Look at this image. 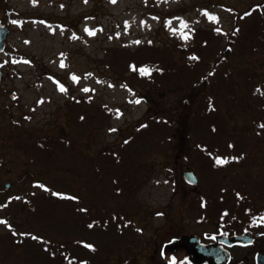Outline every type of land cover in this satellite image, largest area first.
Segmentation results:
<instances>
[{"label":"rangeland","instance_id":"rangeland-1","mask_svg":"<svg viewBox=\"0 0 264 264\" xmlns=\"http://www.w3.org/2000/svg\"><path fill=\"white\" fill-rule=\"evenodd\" d=\"M201 1L161 24L163 4L148 9L150 0H0L11 28L0 53V264H193L165 245L188 234L211 243L226 231L255 237L230 248V264H255L264 252L260 16L244 22L228 56L236 71L199 97L186 138L180 90L139 95L114 74L143 55L129 52L145 39L151 57L180 63L175 44L200 28L199 42L215 52L235 18L220 3L249 0ZM182 58L180 73L199 76L204 64ZM32 191L34 207L22 201Z\"/></svg>","mask_w":264,"mask_h":264},{"label":"trees","instance_id":"trees-1","mask_svg":"<svg viewBox=\"0 0 264 264\" xmlns=\"http://www.w3.org/2000/svg\"><path fill=\"white\" fill-rule=\"evenodd\" d=\"M175 2L173 6L167 3V0H150L148 9H156L161 2L163 4V14L165 15L164 20L161 21V24L167 23V20H171L173 16L179 15V12L183 8H192L196 7L198 9L201 8L202 4L201 0H169ZM223 7L229 10L231 14L235 13V18L232 21V26L229 32L225 34L224 43L216 46V51L211 55L207 54L204 46L199 42V31L200 28L192 30L188 39H184L181 42L175 44L174 52L178 53L181 58V62L178 63L174 60L172 56L169 58H160L159 57H151L148 53L147 48L153 47L150 39H145L143 42L137 47L134 52H129V56H134L138 53H143L140 58L132 57L127 63H123V68H115L116 71L114 74L116 75V80L126 85L127 88H132L134 91H137V94L142 95L143 90H157V91H176L180 90L182 92V96L180 98V103L185 109L184 116V127L183 131L184 138L188 137L189 129H190V120L194 115V107L201 95L204 93L211 94L213 92L214 86L213 82L216 81L219 77H227L228 75H232L236 71V67L233 65V62L229 60V55L234 53V45L236 40L235 38H239L241 33L243 32V25L246 20L249 19L250 16L258 15L264 22V0H249L248 3L244 7H237L228 3H220ZM232 5V6H229ZM7 8V7H6ZM205 8H208L205 6ZM233 12V13H232ZM18 13V12H17ZM22 17L18 18V21L21 22ZM5 23L8 24L9 21L3 19ZM158 35V28L154 32V36ZM176 39V38H175ZM124 49V46H121ZM108 50V49H107ZM105 50L106 52H108ZM147 54V55H146ZM19 57H28V55L24 53H19ZM198 61L204 64L203 69L199 76L194 79L189 78L188 75L181 74L180 69L183 67L182 61ZM195 57V59L193 58ZM18 61L20 58H16ZM116 63V61H115ZM181 64V67H180ZM180 67V68H179ZM150 70V75L142 74L143 70ZM174 71V79H169V76L173 74ZM166 75V77H165ZM210 97V96H209ZM260 120L261 118H255ZM257 127L260 129H264V118L256 123ZM235 159V157H234ZM60 194L59 192H56ZM36 192H30L28 194H24L22 196V201L30 207H34L35 204L31 203L35 196ZM80 207L82 208L83 205ZM85 208V207H84ZM89 211V210H88ZM109 212L106 213V217H108ZM108 219V218H107ZM18 228V227H15ZM27 230H21V234L19 237L31 235L34 238H39V233L26 232ZM217 233V232H216ZM225 234H229V232H225ZM47 244H53V241L46 239ZM61 245V244H60ZM64 259L68 258V253L66 252L63 256ZM67 260V259H66Z\"/></svg>","mask_w":264,"mask_h":264},{"label":"water","instance_id":"water-1","mask_svg":"<svg viewBox=\"0 0 264 264\" xmlns=\"http://www.w3.org/2000/svg\"><path fill=\"white\" fill-rule=\"evenodd\" d=\"M10 28L8 25L4 24L0 19V52L6 48V40L8 38ZM1 74V71H0ZM185 182L196 185L199 181L195 171L186 170L184 171ZM10 183L6 184V188L10 187ZM254 236L248 233L235 235L234 237H229L227 235H221L216 238V242L212 244H204L201 242L198 235L189 234L186 236H181L179 239H173L170 247L174 252L179 249V241H183L184 245L189 253H192L194 257V264H203L206 260L210 264H229L231 260L230 250L227 248L234 245H251L254 243ZM256 264H264V253H257Z\"/></svg>","mask_w":264,"mask_h":264},{"label":"snow or ice","instance_id":"snow-or-ice-1","mask_svg":"<svg viewBox=\"0 0 264 264\" xmlns=\"http://www.w3.org/2000/svg\"><path fill=\"white\" fill-rule=\"evenodd\" d=\"M111 2H113V3H115L116 2V0H111ZM85 3H87V0H85ZM206 14V13H205ZM207 15V14H206ZM212 19H215V17H213ZM12 23L13 24H15V23H17L16 21H12ZM86 31H88L87 29H86ZM89 35H95V32H92V31H89ZM194 59H195V57H193ZM26 63H27V61H25ZM61 67H64V64L63 63H61ZM142 74H146V75H150V70H148V69H145V70H143V73ZM75 79V78H74ZM60 91L61 92H63V91H65V89L63 88V87H61L60 88ZM85 91H88L87 89H85ZM42 102V101H41ZM140 101L139 100H137L136 101V103H139ZM113 131H115L114 129H113ZM230 147H231V145H230ZM228 161L227 160H224V159H217L216 160V164L217 165H221V164H225V163H227ZM262 220H264V218H261ZM0 223H2V221H0ZM89 247H91V246H89ZM172 264H175V261L173 260V262H172Z\"/></svg>","mask_w":264,"mask_h":264},{"label":"flooded vegetation","instance_id":"flooded-vegetation-1","mask_svg":"<svg viewBox=\"0 0 264 264\" xmlns=\"http://www.w3.org/2000/svg\"><path fill=\"white\" fill-rule=\"evenodd\" d=\"M260 252V251H259ZM258 253V252H257Z\"/></svg>","mask_w":264,"mask_h":264}]
</instances>
